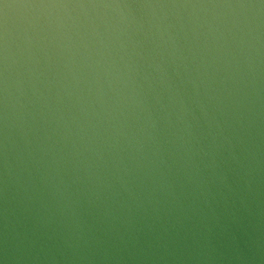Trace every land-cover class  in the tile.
<instances>
[{"label":"water","instance_id":"water-1","mask_svg":"<svg viewBox=\"0 0 264 264\" xmlns=\"http://www.w3.org/2000/svg\"><path fill=\"white\" fill-rule=\"evenodd\" d=\"M0 264H264V0H0Z\"/></svg>","mask_w":264,"mask_h":264}]
</instances>
